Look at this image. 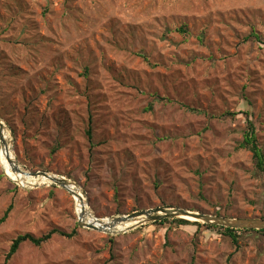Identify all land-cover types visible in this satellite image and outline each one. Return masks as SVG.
I'll return each mask as SVG.
<instances>
[{"label":"rangeland","instance_id":"obj_1","mask_svg":"<svg viewBox=\"0 0 264 264\" xmlns=\"http://www.w3.org/2000/svg\"><path fill=\"white\" fill-rule=\"evenodd\" d=\"M0 119L21 169L72 181L97 219L261 218L241 144L250 121L264 147V0H0ZM39 181L0 161V219L13 206L0 264L20 235L53 230L76 236L25 243L8 264H264L255 233L236 251L220 229L80 228L76 199Z\"/></svg>","mask_w":264,"mask_h":264},{"label":"water","instance_id":"obj_2","mask_svg":"<svg viewBox=\"0 0 264 264\" xmlns=\"http://www.w3.org/2000/svg\"><path fill=\"white\" fill-rule=\"evenodd\" d=\"M4 129H7V127L5 126L4 122L0 119V148H1V143L4 142V138H3ZM10 135H11V132H10ZM8 161H9V164H11L12 166L13 174L28 175L37 180H39L40 178H43L51 182V184L58 186L67 191H68V187H72V186L77 187L75 183H73L72 181L64 177H60L55 174L47 173V172H38V173L30 174L21 169L16 159L14 160L8 159ZM68 192L74 198H78L79 200L84 202L85 198H84L83 193L81 194L80 192H75V191L74 192L68 191ZM88 210H89V215L91 219H94V221L92 223L87 222L83 219L82 215L78 214L79 227L83 229L92 230V231L104 232L103 229H100V227H98L97 225L101 226L105 224L104 223L105 219L95 218L92 215L90 209ZM170 219H183V220H187L191 222H197L203 225L227 228V229H232V230L264 231V219L263 218H254V219L230 218V217L205 214L199 211L186 210V209L176 208V207L175 208L151 209V210H146V211L135 212L133 214L126 215V216L113 217L111 218L112 220L111 227H117L119 225L137 223V225L126 230V232H128V231L137 229L139 226H143V225L150 224V223H156L160 221H165V220H170ZM102 227L105 229L108 228L106 224Z\"/></svg>","mask_w":264,"mask_h":264},{"label":"trees","instance_id":"obj_3","mask_svg":"<svg viewBox=\"0 0 264 264\" xmlns=\"http://www.w3.org/2000/svg\"><path fill=\"white\" fill-rule=\"evenodd\" d=\"M226 116H234V114H227ZM88 137L92 140V131L89 130L87 132ZM241 148L249 150L253 155V162H254V175L258 178H262L264 182V147H262L256 137V128L252 122L249 121L248 130L245 132L243 143L241 144ZM13 210V206L11 205L8 210L5 212L4 216L0 219V226L4 224L7 219L9 218L11 212ZM260 213L261 218L264 219V200L260 204ZM215 216H222L220 211H216L214 213ZM175 224L178 227H185V226H194L197 228L199 232L200 229H220L223 231V235L229 238L231 245L236 249H239V240L240 237L238 233L248 234V233H255L262 237H264V231H254V230H232L227 228H218L214 226L203 225L197 222H191L183 219H175V220H165L160 223H156L155 225L165 226V225ZM54 236H60L64 238L72 239L76 236V232L72 234H67L59 230H53L48 234L37 238L31 234L20 235L16 238L10 247V251L6 257L5 263L8 264L10 260L19 252L22 245L25 243H30L35 247H41L44 244L48 243Z\"/></svg>","mask_w":264,"mask_h":264},{"label":"bare ground","instance_id":"obj_4","mask_svg":"<svg viewBox=\"0 0 264 264\" xmlns=\"http://www.w3.org/2000/svg\"><path fill=\"white\" fill-rule=\"evenodd\" d=\"M8 133H9V136H10V132L8 131V129H4V132H3L4 142L1 143V150H0L1 165H2V167L4 169V171L6 172L7 177H9L13 181L18 182L20 184L28 185L29 181L32 180L33 177L28 176V175H22V174H13V172H12V166H11V164H9L8 159L14 160L15 156L13 155V151L11 149V144L9 142ZM39 180L41 182H47L48 181V180H45L43 178H40ZM76 189H78V190H76ZM68 191H70V192H74V191L75 192H80L79 188H77L76 186L68 187ZM75 199L77 201V208H78L77 210H78L79 215H82L83 219L85 221L92 223L94 221V219H91V217L89 215V212H88L89 210L87 208L88 206H86L87 204H85L86 201L82 202L78 198H75ZM104 223L108 226L107 229L102 227L105 224H103L101 226H99V225H97V226L100 227V229H103L104 232H110V233H116V232H119V231H122V230L130 229L135 224L137 225V223H131V224H127V225H119L117 227H111V225H112V220L111 219H105Z\"/></svg>","mask_w":264,"mask_h":264}]
</instances>
